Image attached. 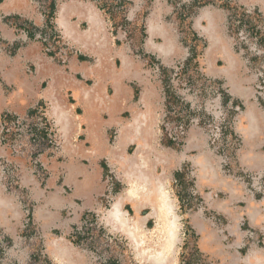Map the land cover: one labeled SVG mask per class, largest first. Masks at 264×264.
Here are the masks:
<instances>
[{
    "label": "crops",
    "instance_id": "1",
    "mask_svg": "<svg viewBox=\"0 0 264 264\" xmlns=\"http://www.w3.org/2000/svg\"><path fill=\"white\" fill-rule=\"evenodd\" d=\"M235 2L264 15V0ZM176 3L151 1L145 19L144 55L151 60L156 57L167 63L182 52L175 25ZM50 19L30 0H0V116H25L43 103L60 135L57 155L41 157L46 168L43 181L30 173L24 159H15L20 166L21 193L33 206V226L47 262L93 264L84 246L73 244L68 236L83 215L99 214L102 200L116 182L115 191L118 184L122 189L115 192L113 204L120 214L106 213L102 224L129 242L141 264H158L161 241L158 247L144 248L139 230L149 227L153 219L156 227L158 216L173 211L172 202L178 203L175 173L186 166L191 169L193 193L200 203L184 216L188 224L201 228L205 207L227 221L225 230L232 237L228 249H222L213 231L199 239L198 250L218 264H264V248L254 244V236L263 235L264 245V198L249 189L250 182L222 174L202 128L190 129L179 151L168 145L157 149L160 96L151 81L143 80L142 64L111 41L97 3L61 1ZM52 22V33L70 46L63 60L45 53L30 32L33 25L38 36H43ZM189 22L206 45L201 59L204 76L222 82L228 96L241 105L232 125L241 141L235 169L264 179V108L255 100L256 76L247 70L227 33L226 12L204 6ZM111 131L115 134L112 140ZM6 156L0 146V157ZM22 216L17 197L5 190L0 176V247L7 244V258L26 264L31 245L20 236ZM245 241V254H239ZM168 251H161L166 259L161 264H179L178 258L167 257Z\"/></svg>",
    "mask_w": 264,
    "mask_h": 264
},
{
    "label": "rangeland",
    "instance_id": "2",
    "mask_svg": "<svg viewBox=\"0 0 264 264\" xmlns=\"http://www.w3.org/2000/svg\"><path fill=\"white\" fill-rule=\"evenodd\" d=\"M61 1L64 0H54L56 4H59ZM104 1L113 5L119 18L125 17L126 21L129 23V25L122 24V26L117 28L116 33H113V28L108 21L107 15L100 10L106 20L107 32L111 41L118 42L120 47L123 48L132 59L142 64L143 80L145 82L151 81L157 94L160 96V122L158 125V139H156L155 142L158 147L157 149L163 150L166 148L167 142H172V146H169V148L179 151L183 146L187 132L194 127L202 128L209 149L219 159L222 174L228 177H236V179L239 178L245 182H250L248 185L249 189L257 198L263 199V177L257 173H244L235 169V157L241 146V141L239 136L233 132L232 125L235 114H238L241 110V105L236 104L228 96L227 90L222 82L204 76L201 70V59L206 45L205 42L193 32L189 21L196 10L204 6H215L225 10L228 18V22L226 23L227 33L231 38L235 52L243 60L247 70L256 76L254 86L255 100L264 108V85L262 84L264 80V15L258 9L238 6L235 0H183L180 2L176 0L177 3L174 10L176 17L175 25L177 41L182 54L180 52L176 53L165 63L167 61L166 59L161 61L155 57V60H151L149 57L144 56L147 54V52H145V40L147 38H145V19L152 0ZM30 3L47 18L48 12L46 8L50 0H30ZM121 23L120 20L117 21L118 25ZM30 26V32L35 37L33 40L38 43L41 42L42 47L45 48V43L43 44L38 38V29L33 25ZM47 28L49 31L54 30L53 22L52 25L48 24ZM194 35L197 37L195 38ZM51 37L56 38L57 34L51 33L50 38ZM51 39L50 44L56 46L54 42L59 40ZM62 39L60 41L67 47V50H69L70 46ZM157 42H159V44L161 43V41ZM160 65H164V67L168 65L166 69H168L169 72L161 71ZM165 91H168L174 97L176 104L170 106L166 103ZM39 107L45 108L47 113L48 107L43 103L36 104L28 113L33 114L36 108ZM8 115L12 117L17 116ZM50 121L54 123L52 119H50ZM177 124L185 126V134L179 136V138L175 136ZM217 127H221L225 136L214 137L215 128ZM109 134L112 140L115 136L114 131L109 132ZM228 135L232 138L229 139ZM58 136L60 140L59 133ZM231 147L232 151L230 150ZM129 150L131 152L132 148H129ZM177 172L183 174L182 181L184 188L180 182H176V196L177 198L178 196L181 197V202L179 198L177 199L178 203L172 202L177 228L175 241L171 249L167 252V257L173 260L178 258L179 264H218L215 262V259L204 256L198 250L197 242L199 239L203 238V236L208 238L210 233L216 231L221 248L228 249L232 244V237H230L225 230L227 221L204 207L202 211L201 228H195V225L192 226L188 224V220L184 216L187 212H191V210H197L196 206H199L200 203L193 193L191 169L185 166ZM256 177H258L260 181L253 186L252 178ZM118 185L119 189L116 192L117 183L114 182L113 190L107 198L102 200V207L97 220L100 226L99 231L97 233L79 236L77 242L72 241L71 237L75 233L76 228L80 227L85 216L83 215L80 223L72 228L68 236L73 244L84 246L91 256L93 264H141L140 259L135 255L129 242L124 237L109 232L101 221L102 213L108 210L113 203L115 192L119 193L122 189L121 185ZM13 195L17 197L23 215L20 236L22 239L29 241L31 245L30 257L26 264H49L43 253L41 243L39 242L38 232L33 226V206L30 200L20 197L21 190H19L17 195ZM128 217L132 219L133 214L128 215ZM202 225H204V227ZM214 225H218V228H215ZM154 227L155 219H153V222H150L149 227L147 226L143 230H139L140 239L143 241L144 248L151 246L158 247L159 238L157 234L152 231ZM262 237L263 235L254 236V244L259 246L260 249L264 248V245L261 243ZM251 241L252 240H249L248 242ZM245 245L247 246L246 241L240 246L238 250L239 254H245ZM6 247L7 244L1 245L0 247V264H19L7 258Z\"/></svg>",
    "mask_w": 264,
    "mask_h": 264
},
{
    "label": "built area",
    "instance_id": "3",
    "mask_svg": "<svg viewBox=\"0 0 264 264\" xmlns=\"http://www.w3.org/2000/svg\"><path fill=\"white\" fill-rule=\"evenodd\" d=\"M48 30V29H47ZM52 31H47L38 38L45 46V53L53 57L64 59L67 57V47L60 41L59 37L53 38L54 45L50 44ZM51 39V40H52ZM264 85V80L262 81ZM174 109V108H173ZM58 129L51 123L45 108H36L33 114L25 116H9L7 113L0 117V146L6 151L7 156L0 158V175L5 189L16 194L21 190L20 166L15 159H24L27 162L30 173L39 181H43L46 176V168L41 161V157H54L59 152L60 140ZM185 126L177 124L175 136H183ZM178 135V136H177ZM225 136L221 127L215 128L214 137ZM229 139L232 137L228 135ZM227 138V136H226ZM232 147L230 148V150ZM232 151V150H231ZM260 181L258 177L252 178L253 186ZM21 198L24 199L21 193ZM96 213H87L81 222L80 227L76 228L72 235V241L77 242L79 236L97 233L100 229Z\"/></svg>",
    "mask_w": 264,
    "mask_h": 264
},
{
    "label": "bare ground",
    "instance_id": "4",
    "mask_svg": "<svg viewBox=\"0 0 264 264\" xmlns=\"http://www.w3.org/2000/svg\"><path fill=\"white\" fill-rule=\"evenodd\" d=\"M122 135V134H121ZM127 177V176H126ZM116 211V214H120L118 210H116L115 205L112 203L110 208L106 210L103 215L106 213L111 214ZM170 211V214H169ZM165 215H160L157 217V225L155 227V233L157 234V237L159 238V254L157 255V263L161 264L166 261L165 256L161 254V251H168L172 247L174 241H175V235H176V217H174L173 211L169 210Z\"/></svg>",
    "mask_w": 264,
    "mask_h": 264
},
{
    "label": "trees",
    "instance_id": "5",
    "mask_svg": "<svg viewBox=\"0 0 264 264\" xmlns=\"http://www.w3.org/2000/svg\"><path fill=\"white\" fill-rule=\"evenodd\" d=\"M97 3L98 5V8L104 12V14L107 15V18H108V21L111 23L112 25V28H113V33H116V30L119 26H122V24L124 25H129V23L126 21L125 17H120L118 16L117 12L115 11L114 9V6L111 5L110 3H108L107 1H104V0H93ZM102 2V3H100ZM113 4V3H112ZM55 8H56V3L54 2V0H50V3L47 5V12H48V16L47 18H52L54 17V14H55ZM120 20V25L117 24V21ZM32 36V34H30ZM194 37L196 38L197 36L194 35ZM118 43V42H117ZM160 70L163 71V72H169L168 69L166 68H162L160 67ZM167 83V82H166ZM165 101L168 105H174L176 104L175 103V100H174V97L168 92V91H165ZM169 108V107H168ZM171 142V141H169ZM167 145L168 146H172V142L171 143H168L167 142ZM175 180L180 182L181 185L183 186V174L181 172H177L175 173ZM184 188V186H183ZM180 202H181V197L178 196Z\"/></svg>",
    "mask_w": 264,
    "mask_h": 264
}]
</instances>
